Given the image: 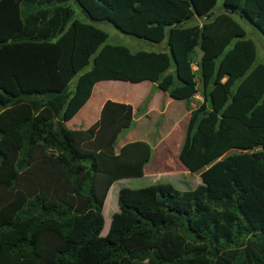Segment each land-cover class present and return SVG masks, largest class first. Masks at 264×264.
<instances>
[{
  "label": "trees",
  "instance_id": "16d2710c",
  "mask_svg": "<svg viewBox=\"0 0 264 264\" xmlns=\"http://www.w3.org/2000/svg\"><path fill=\"white\" fill-rule=\"evenodd\" d=\"M69 1L0 0V264H264V63L234 18L264 36V0H73L92 23L165 44L135 52L105 44ZM100 81L202 98L178 153L201 184L121 188L105 236L110 186L142 176L152 150L115 152L133 124L123 104L66 127Z\"/></svg>",
  "mask_w": 264,
  "mask_h": 264
},
{
  "label": "crops",
  "instance_id": "0c3cea01",
  "mask_svg": "<svg viewBox=\"0 0 264 264\" xmlns=\"http://www.w3.org/2000/svg\"><path fill=\"white\" fill-rule=\"evenodd\" d=\"M199 57L200 52L198 51ZM148 96H150V99L146 109L137 112V108ZM200 98L199 95L194 97L195 100H199ZM108 101L128 106L132 112L133 124L118 137L115 152L117 153L125 144L139 141L147 143L152 150L151 159L143 168L142 176L120 178L114 183L121 181L127 183L131 180L146 176L155 179V181H160L161 179L158 180L159 174L174 176L176 180H178L180 174L183 175L182 177L187 176L188 171L186 167L181 162L177 163L172 155L178 156L184 139L186 123L191 111L189 109L194 108L192 100L188 103L190 106L188 109L186 102L173 100L166 93L156 89L155 85L149 81L136 84L123 81H100L95 84L91 96L84 106L72 119L66 122V127L70 130H87L99 120L103 106ZM153 113L156 114L157 118L163 116L166 122H168V125H170L168 130L165 129V133H167L166 137L164 138V134H161L155 140V144L150 139L148 140L147 133L144 130L147 127L146 121L149 120ZM173 134H176L178 144L174 151H167L166 153L162 150V146H164V143ZM157 149L158 151L156 152ZM153 151L156 152L155 155H153ZM114 183L110 188L113 187ZM184 187L190 189L187 183H185Z\"/></svg>",
  "mask_w": 264,
  "mask_h": 264
},
{
  "label": "rangeland",
  "instance_id": "374dc122",
  "mask_svg": "<svg viewBox=\"0 0 264 264\" xmlns=\"http://www.w3.org/2000/svg\"><path fill=\"white\" fill-rule=\"evenodd\" d=\"M69 6L72 7L74 10V19H77L81 22L85 23H92L90 22L84 14L81 12L80 8L73 2V0L69 1ZM222 5V0L217 1V6L216 9H219ZM240 24L241 26L245 29L246 31V36L247 38H250L255 46H256V63H264V36L261 35L257 30H255L250 24L241 21L237 17H234ZM96 27L102 29L103 31L106 32L107 34V39L105 44L108 45H119V46H125L127 47L130 51L135 52L138 50H144V51H152V50H159L164 47V43H161L159 45H155L152 43H149L147 41L137 39L135 37L126 35L124 33H121L117 29H115L110 23L108 22H93ZM90 69V66L86 67L83 72L87 71ZM75 81V80H74ZM73 81V83H74ZM199 87V86H198ZM200 88V87H199ZM202 99L200 98L199 100H195L194 98L192 99V102L194 103V107L196 106L197 103L201 102ZM188 109L190 108L189 104H187ZM155 108V106H154ZM146 129L145 133H147V138L148 140L150 139L153 144H155V140L161 135L164 134V138L166 137L167 133H165V129H169L170 125H168V122L164 119L163 116H159L157 118L156 114L153 113L149 120L146 121ZM180 130V126H179ZM163 138V139H164ZM157 147V146H156ZM158 149L156 150V152ZM155 151H153V155L156 154ZM174 157V160H176L177 163H180L178 156L177 155H172ZM183 175L178 176V180L174 176H169L166 174H159L158 180L161 179L160 181H155V179L151 177H144L140 179H135L131 180L127 183L121 181L114 183L112 188L111 193L109 192L105 198L104 204H105V210H106V215L104 217V227L101 232V236L106 235V227L109 226V221L112 217V215L116 212H118V205L116 206L115 200L117 198V194L120 188H130V189H139V188H144L148 187L154 184H163V183H169L171 184L174 188L185 191V190H191L197 187L198 185L201 184L200 180V173H190L188 172L186 177H182ZM185 183L189 185L188 188L186 189L184 187ZM110 188V190H111Z\"/></svg>",
  "mask_w": 264,
  "mask_h": 264
},
{
  "label": "built area",
  "instance_id": "2783aa9c",
  "mask_svg": "<svg viewBox=\"0 0 264 264\" xmlns=\"http://www.w3.org/2000/svg\"><path fill=\"white\" fill-rule=\"evenodd\" d=\"M191 68H192V70H193L194 72H196V71L198 70V66H197V62H196V61H194V62L192 63Z\"/></svg>",
  "mask_w": 264,
  "mask_h": 264
}]
</instances>
